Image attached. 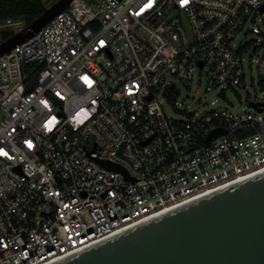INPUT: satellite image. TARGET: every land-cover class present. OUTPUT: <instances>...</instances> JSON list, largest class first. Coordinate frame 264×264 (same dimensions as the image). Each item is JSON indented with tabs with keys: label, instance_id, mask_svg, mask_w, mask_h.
I'll return each mask as SVG.
<instances>
[{
	"label": "built area",
	"instance_id": "2783aa9c",
	"mask_svg": "<svg viewBox=\"0 0 264 264\" xmlns=\"http://www.w3.org/2000/svg\"><path fill=\"white\" fill-rule=\"evenodd\" d=\"M243 30L264 39V0H73L1 56L0 264H56L263 172L264 99L162 108L194 73L207 93L245 89Z\"/></svg>",
	"mask_w": 264,
	"mask_h": 264
},
{
	"label": "water",
	"instance_id": "95a60500",
	"mask_svg": "<svg viewBox=\"0 0 264 264\" xmlns=\"http://www.w3.org/2000/svg\"><path fill=\"white\" fill-rule=\"evenodd\" d=\"M72 1L58 0L21 32L0 43V57L38 33ZM223 134L222 130L212 132L207 143ZM102 165L120 171L110 164ZM56 264H264V174L189 203Z\"/></svg>",
	"mask_w": 264,
	"mask_h": 264
},
{
	"label": "rangeland",
	"instance_id": "374dc122",
	"mask_svg": "<svg viewBox=\"0 0 264 264\" xmlns=\"http://www.w3.org/2000/svg\"><path fill=\"white\" fill-rule=\"evenodd\" d=\"M58 0H44L46 9H49ZM1 26V23H0ZM261 27V26H260ZM5 30H11L13 33L15 30L2 29L0 33ZM263 43L264 39L260 36H254L246 32L241 31L235 38V43L241 46L249 45V49L244 56L245 66V89L225 90L221 91L217 89L213 92L207 93L205 91V81L200 79L198 73H194L193 80L190 83L189 88L176 84L179 90V96L175 100L162 103V108L165 115L172 120H179L176 110H188L195 114L207 113L217 109H228L236 113L245 111L248 102L262 101L264 99V86L259 84L256 74V64L250 63L252 44L255 42ZM188 95V99L186 96ZM264 117V112L262 113Z\"/></svg>",
	"mask_w": 264,
	"mask_h": 264
},
{
	"label": "trees",
	"instance_id": "16d2710c",
	"mask_svg": "<svg viewBox=\"0 0 264 264\" xmlns=\"http://www.w3.org/2000/svg\"><path fill=\"white\" fill-rule=\"evenodd\" d=\"M46 10L44 0H0V23L7 20L21 21L29 26ZM14 33L5 30L0 33V43L10 39Z\"/></svg>",
	"mask_w": 264,
	"mask_h": 264
},
{
	"label": "bare ground",
	"instance_id": "6f19581e",
	"mask_svg": "<svg viewBox=\"0 0 264 264\" xmlns=\"http://www.w3.org/2000/svg\"><path fill=\"white\" fill-rule=\"evenodd\" d=\"M262 173L264 174V171L263 172H261V173H258V174H255V175H252V176H250L248 179H251V178H254V177H256V175L257 176H259L260 174L262 175ZM239 182V181H238ZM237 182V183H238ZM234 184H236V182L235 183H233L232 185H234ZM231 185H228V186H225V187H223V188H219V189H217L216 191H220V190H223V189H225V188H228V187H230ZM216 191H213V192H210V193H214V192H216ZM210 193H208V194H210ZM202 197H204V196H202ZM202 197H200V199L202 198ZM166 212H164V213H161V214H159V215H157V216H155L154 218L156 219V218H158V217H160V216H162V215H164ZM135 228V227H134ZM121 232H118V233H115V234H113V235H111V236H109V237H107V238H105L104 240H102L103 242L104 241H106V240H109V239H111V238H113V237H115V236H117L118 234H120Z\"/></svg>",
	"mask_w": 264,
	"mask_h": 264
}]
</instances>
